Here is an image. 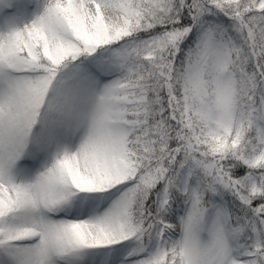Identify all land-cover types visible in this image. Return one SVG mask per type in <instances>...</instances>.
I'll list each match as a JSON object with an SVG mask.
<instances>
[{"label": "snow or ice", "instance_id": "snow-or-ice-1", "mask_svg": "<svg viewBox=\"0 0 264 264\" xmlns=\"http://www.w3.org/2000/svg\"><path fill=\"white\" fill-rule=\"evenodd\" d=\"M0 264H264V0H0Z\"/></svg>", "mask_w": 264, "mask_h": 264}]
</instances>
